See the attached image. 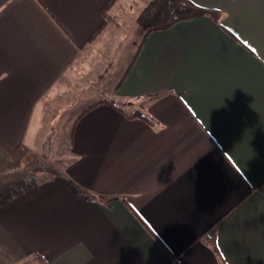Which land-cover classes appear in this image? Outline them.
<instances>
[{
	"label": "crops",
	"instance_id": "crops-1",
	"mask_svg": "<svg viewBox=\"0 0 264 264\" xmlns=\"http://www.w3.org/2000/svg\"><path fill=\"white\" fill-rule=\"evenodd\" d=\"M150 1L0 0V264H264V0L139 26L71 116L63 179L23 187L50 90Z\"/></svg>",
	"mask_w": 264,
	"mask_h": 264
},
{
	"label": "rangeland",
	"instance_id": "rangeland-1",
	"mask_svg": "<svg viewBox=\"0 0 264 264\" xmlns=\"http://www.w3.org/2000/svg\"><path fill=\"white\" fill-rule=\"evenodd\" d=\"M108 21L109 29L98 45L76 61L66 77L60 79L48 93L43 122V132L47 135H40L34 161L23 168L24 177L26 175L23 187L50 178L63 179L67 127L74 110L80 108L86 99L88 102L95 97H109L117 76L122 74L135 54L143 34L139 25L136 26L137 19L136 25L135 19Z\"/></svg>",
	"mask_w": 264,
	"mask_h": 264
},
{
	"label": "trees",
	"instance_id": "trees-1",
	"mask_svg": "<svg viewBox=\"0 0 264 264\" xmlns=\"http://www.w3.org/2000/svg\"><path fill=\"white\" fill-rule=\"evenodd\" d=\"M216 14L217 11L201 7L191 0H151L138 15L137 22L144 36H146L149 32L167 29L180 21L189 20L202 15L216 16ZM104 27L105 24L102 29ZM97 34L98 33L95 35ZM93 106L94 105H91L86 110ZM135 115H142V111H136ZM40 260L41 259L36 256V261H38V263H41Z\"/></svg>",
	"mask_w": 264,
	"mask_h": 264
}]
</instances>
